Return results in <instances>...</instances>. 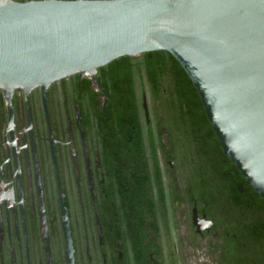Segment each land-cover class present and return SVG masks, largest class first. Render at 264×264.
<instances>
[{
    "label": "flooded vegetation",
    "instance_id": "flooded-vegetation-1",
    "mask_svg": "<svg viewBox=\"0 0 264 264\" xmlns=\"http://www.w3.org/2000/svg\"><path fill=\"white\" fill-rule=\"evenodd\" d=\"M45 99L15 90L9 109L0 90V264H264V199L232 162L172 144L127 161L119 108L87 76Z\"/></svg>",
    "mask_w": 264,
    "mask_h": 264
},
{
    "label": "water",
    "instance_id": "water-1",
    "mask_svg": "<svg viewBox=\"0 0 264 264\" xmlns=\"http://www.w3.org/2000/svg\"><path fill=\"white\" fill-rule=\"evenodd\" d=\"M167 51L197 89L219 144L264 199V0H0V90L93 85L121 57ZM143 109L149 117L146 94Z\"/></svg>",
    "mask_w": 264,
    "mask_h": 264
},
{
    "label": "trees",
    "instance_id": "trees-1",
    "mask_svg": "<svg viewBox=\"0 0 264 264\" xmlns=\"http://www.w3.org/2000/svg\"><path fill=\"white\" fill-rule=\"evenodd\" d=\"M98 73L100 85L119 108L117 117L126 137L127 161L146 162V147L156 155L157 146L172 144L180 145L194 162H231L219 144L197 89L172 54L153 51L121 57L99 68ZM136 87L146 93L153 108L150 124Z\"/></svg>",
    "mask_w": 264,
    "mask_h": 264
}]
</instances>
